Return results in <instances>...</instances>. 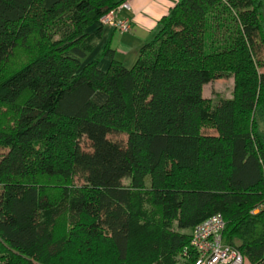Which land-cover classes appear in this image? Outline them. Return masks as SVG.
Returning a JSON list of instances; mask_svg holds the SVG:
<instances>
[{"label": "trees", "instance_id": "1", "mask_svg": "<svg viewBox=\"0 0 264 264\" xmlns=\"http://www.w3.org/2000/svg\"><path fill=\"white\" fill-rule=\"evenodd\" d=\"M124 1L0 0V264H193L216 214L264 262V0H178L130 68L109 45L87 61ZM53 178L81 186L54 198Z\"/></svg>", "mask_w": 264, "mask_h": 264}, {"label": "crops", "instance_id": "2", "mask_svg": "<svg viewBox=\"0 0 264 264\" xmlns=\"http://www.w3.org/2000/svg\"><path fill=\"white\" fill-rule=\"evenodd\" d=\"M130 4V12H121V18L129 19L133 28L129 33H121L106 27H101L96 34V27H91L88 34L96 38V47L88 55L87 61L94 60L105 45L113 50L114 59L124 66L132 64L138 55L140 47L151 41L158 30L160 20L166 16L178 0H125ZM109 60L103 58L99 68L106 70ZM229 99V98H228Z\"/></svg>", "mask_w": 264, "mask_h": 264}, {"label": "built area", "instance_id": "3", "mask_svg": "<svg viewBox=\"0 0 264 264\" xmlns=\"http://www.w3.org/2000/svg\"><path fill=\"white\" fill-rule=\"evenodd\" d=\"M130 11V4L124 1L105 14L100 19V25L121 33H129L133 28L132 22L121 18L120 14ZM225 227L226 223L219 214L212 215L194 226L191 230L189 245L182 251L181 257L186 258L189 252H192L193 264H244L242 254L224 242Z\"/></svg>", "mask_w": 264, "mask_h": 264}, {"label": "rangeland", "instance_id": "4", "mask_svg": "<svg viewBox=\"0 0 264 264\" xmlns=\"http://www.w3.org/2000/svg\"><path fill=\"white\" fill-rule=\"evenodd\" d=\"M20 52H22V51H20ZM18 59H20L19 61H21V62H23V59H24V61L26 60L25 58H23L19 55H15L14 58L12 59V61H14V60L16 61ZM134 62L132 64H128L127 67L130 68L134 64ZM14 66H15V62L13 63V65H11L10 63L5 65L3 68V71L1 72L0 78L9 74L10 70L15 68ZM6 69H9V70H6ZM232 86H233L232 79L220 80V81H216V82H212L210 84H207L203 87V91H202L203 98L207 104H209V103L215 104L221 98H224V99L231 98L232 89H233ZM3 119L4 118H2L1 120H3ZM112 138L114 139V137H112ZM120 138L122 139V137H118L117 139H120ZM41 182L46 187L48 193L51 194L54 198L60 196V194L63 190L69 191V190H73L75 188L77 189L81 186V182L79 181L78 178H73L71 181H66V180L63 181L62 179H59V178L42 179ZM124 183L127 184V181H125ZM144 192L147 193L146 191H144ZM0 193H1V187H0ZM142 193H139L137 197H136V195H134V198H135L134 200L136 201L137 198L139 197L140 202H141L142 212L145 211L146 214L151 215L150 211H152V208L147 206L146 204H144V202H142L148 197L145 193H144L145 195H143ZM137 203H138V201H137ZM258 212H259V210H255L253 212V214H257ZM155 218H159V217H155ZM190 233L191 232H189V234ZM3 257H5V253L3 252V249H2L1 244H0V261L2 260ZM178 261H179V263H182L183 260H178ZM244 264H253V263H251L246 257H244ZM258 264H264V262H261Z\"/></svg>", "mask_w": 264, "mask_h": 264}]
</instances>
